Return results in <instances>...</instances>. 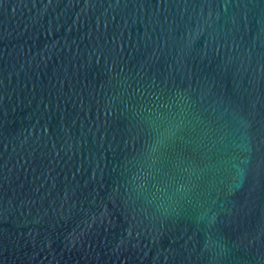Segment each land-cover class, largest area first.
I'll return each mask as SVG.
<instances>
[{
	"label": "water",
	"instance_id": "1",
	"mask_svg": "<svg viewBox=\"0 0 264 264\" xmlns=\"http://www.w3.org/2000/svg\"><path fill=\"white\" fill-rule=\"evenodd\" d=\"M0 264H264V0H0Z\"/></svg>",
	"mask_w": 264,
	"mask_h": 264
}]
</instances>
